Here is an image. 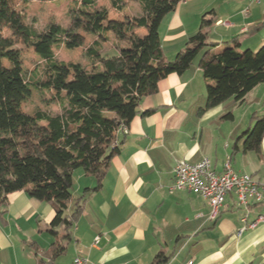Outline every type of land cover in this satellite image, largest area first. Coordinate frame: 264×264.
Wrapping results in <instances>:
<instances>
[{"label": "crops", "instance_id": "1", "mask_svg": "<svg viewBox=\"0 0 264 264\" xmlns=\"http://www.w3.org/2000/svg\"><path fill=\"white\" fill-rule=\"evenodd\" d=\"M203 16L210 21L204 28L207 42L218 45L204 47L199 64L180 74L168 73L156 93L142 98L127 132L117 131V150L100 178L73 171L74 202L68 215L85 188L92 190L64 241L60 255L71 254L62 263L80 255L92 264H155L162 253L167 261L158 264H264V222L237 233L244 214L248 220L264 215V201L245 208L230 193L212 219L199 193L171 189L178 160L204 157L216 172L229 161L235 171L264 182V134L258 152L245 151L243 137L255 117L264 114V82L251 89L243 103L228 99L203 109L208 80L201 70L208 54L226 46L253 51L264 45V1L180 0L159 24L166 60L199 31ZM229 111L232 117L224 118ZM3 210L0 264H59L54 261L58 256L50 258V250L63 231H50L54 210L49 202L16 191L8 195Z\"/></svg>", "mask_w": 264, "mask_h": 264}, {"label": "trees", "instance_id": "2", "mask_svg": "<svg viewBox=\"0 0 264 264\" xmlns=\"http://www.w3.org/2000/svg\"><path fill=\"white\" fill-rule=\"evenodd\" d=\"M95 0H82L83 9L74 17L71 28L50 24L37 30L17 10L18 0H0V214L10 193L24 191L32 198L49 202L54 210L51 232L62 229L60 241L51 244L50 258L65 250L69 229L82 211L86 194L76 198L73 211L66 213L72 200L73 171L100 178L117 147L116 133L139 113L143 97L157 92L158 82L168 73H182L190 67L207 42L204 28L210 21L201 19L200 29L190 36L185 47L172 60L163 55L159 24L180 0H133L136 15L124 12L127 0H110L121 12V20L108 19L109 8L96 6ZM83 29L97 37L85 48L88 62L58 60L52 47L80 46ZM114 40L117 49H105ZM31 41L41 61L27 80L15 46ZM202 75L212 80L206 86L203 109L213 108L228 99L238 103L259 83L264 82V45L257 51H239L226 46L201 61ZM31 86L54 91L59 110L24 111V100ZM146 111L145 113H148ZM224 118L232 117L229 111ZM264 134V114L243 132L244 150H260ZM94 189V188H93ZM167 257L158 254L154 263ZM45 264H52L51 261Z\"/></svg>", "mask_w": 264, "mask_h": 264}, {"label": "rangeland", "instance_id": "3", "mask_svg": "<svg viewBox=\"0 0 264 264\" xmlns=\"http://www.w3.org/2000/svg\"><path fill=\"white\" fill-rule=\"evenodd\" d=\"M94 4L96 6L108 7V19L110 20H121L123 17L121 12L112 8L110 0H95ZM83 8L82 0H18L16 6L17 10H21L25 14L27 22L32 23L37 30L43 32L47 30L50 24H59L66 29L71 28L74 17L78 15L80 10ZM137 10L138 7L136 2L133 0H127L126 8L123 13L132 16L136 15L134 12H137ZM169 13L165 14L163 18ZM185 23L187 22L185 21ZM162 24L163 23H161L159 28L160 35L163 34ZM77 32L83 37V41L80 46L68 48L64 44H58L52 47L53 53L58 60L66 63L79 62L82 65L88 62L87 58L84 56V50L97 36L84 31L83 29H78ZM104 46L105 49L109 51H113L119 47V45L115 44L114 40L104 42ZM182 47L184 48V46ZM15 49L19 53L20 66L26 79L31 80L32 72L41 59L34 52L31 41H20L16 44ZM258 49L259 48H255L253 52ZM205 51V49L199 51L192 64H199ZM168 59L170 60L172 58ZM208 83H213V81L208 80ZM54 94L55 93L52 90L37 89L31 86V93L23 103L25 113L32 114L38 109L47 110L51 113L57 112L59 108L54 99ZM79 170L81 171L82 169ZM74 188H72V192L75 190ZM73 202L74 201H71L70 208L73 206ZM51 241H53L52 237ZM44 246L46 248L48 245ZM70 254L71 250L68 253L65 252L64 254L58 256L54 260L55 263L66 262L65 258L69 257Z\"/></svg>", "mask_w": 264, "mask_h": 264}, {"label": "built area", "instance_id": "4", "mask_svg": "<svg viewBox=\"0 0 264 264\" xmlns=\"http://www.w3.org/2000/svg\"><path fill=\"white\" fill-rule=\"evenodd\" d=\"M259 3L264 0H250ZM221 21H219L220 23ZM225 23V22H224ZM127 132L126 126L119 129ZM118 142H113L112 147H117ZM172 190H192L199 193L210 206V218L218 216L228 194L234 193L237 204L248 208L252 203L264 201V182L255 179L248 173L235 171L226 161L221 172H216L209 158L204 157L197 162L178 160L173 168ZM241 226L237 230L238 235L244 230L255 228L260 222H264V215H259L253 220H248L247 214L241 219ZM59 264H92L83 256H75L70 262Z\"/></svg>", "mask_w": 264, "mask_h": 264}]
</instances>
